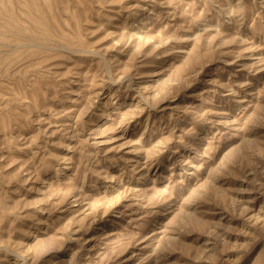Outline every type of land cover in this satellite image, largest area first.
<instances>
[{"label":"rangeland","instance_id":"rangeland-1","mask_svg":"<svg viewBox=\"0 0 264 264\" xmlns=\"http://www.w3.org/2000/svg\"><path fill=\"white\" fill-rule=\"evenodd\" d=\"M264 0H0V264H264Z\"/></svg>","mask_w":264,"mask_h":264},{"label":"bare ground","instance_id":"bare-ground-1","mask_svg":"<svg viewBox=\"0 0 264 264\" xmlns=\"http://www.w3.org/2000/svg\"><path fill=\"white\" fill-rule=\"evenodd\" d=\"M264 136V135H263Z\"/></svg>","mask_w":264,"mask_h":264}]
</instances>
